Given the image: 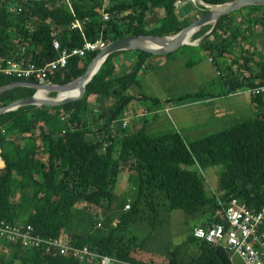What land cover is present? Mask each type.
<instances>
[{
  "label": "trees",
  "instance_id": "obj_1",
  "mask_svg": "<svg viewBox=\"0 0 264 264\" xmlns=\"http://www.w3.org/2000/svg\"><path fill=\"white\" fill-rule=\"evenodd\" d=\"M69 1L70 5L66 0L0 3V87L26 82L1 72L23 47L24 58L39 65L56 59L53 32L58 33L63 47L71 49L82 47L85 40L95 43L101 38L109 44L127 36L172 37L194 21L177 14L173 0ZM231 1L235 0H205L213 5ZM104 10L112 14L107 23ZM157 11L164 13L162 18H156ZM76 21L81 23L84 37L72 29ZM259 29L263 40V6L243 9L222 18L215 27L199 31L195 37L203 38L201 47L212 59L231 63L225 66L228 74L223 73L225 90L220 95L204 91L189 94L179 100L181 107L188 105L183 103L186 99L212 102L263 85L262 40H255ZM137 52L139 62L127 74L120 73L116 62L126 52L109 56L80 102L54 108L24 107L0 118V223L25 224L46 238L67 236L71 247L89 248L129 264H234L225 249L197 239L194 230L225 224V209L234 198L251 208H264V96L249 94L253 109L263 110L255 123L241 121L193 142L178 131L156 135L149 130L148 121L137 131L126 133L114 128V122L132 106L141 104V111L158 114L173 101L144 92L131 94L135 86L141 87L140 67L156 57ZM98 53L72 59L64 76L51 82L66 85L77 81ZM34 93L24 87L12 89L0 95V108ZM105 98H117V102L101 106L97 115L92 113V101ZM149 102L152 110L146 107ZM105 144L109 145L107 153ZM218 167L223 170L217 171V182L210 189L204 171L211 169V173ZM124 173L138 183V193L133 201L112 211L119 177ZM127 206L131 209L126 210ZM94 209L113 212L106 227L95 219L99 213L93 214ZM175 211L200 223L191 227L192 233L183 243L152 249L153 234ZM144 223L152 228V234L142 241L136 236L126 241L129 229ZM0 264L81 263L0 242Z\"/></svg>",
  "mask_w": 264,
  "mask_h": 264
},
{
  "label": "rangeland",
  "instance_id": "obj_2",
  "mask_svg": "<svg viewBox=\"0 0 264 264\" xmlns=\"http://www.w3.org/2000/svg\"><path fill=\"white\" fill-rule=\"evenodd\" d=\"M163 15L164 13L162 11H157L155 16L156 18H162ZM210 33L209 31L207 35ZM261 34L262 30L259 29L258 34L255 35V40L257 41L259 39L257 42L262 40V36H258ZM194 40H197L195 36ZM263 40L261 41L262 49H260V55L263 56L264 59ZM184 49L170 58L156 56L147 59L145 66H142V68L140 67L141 73L139 81H141V87L135 86L132 92H144L148 96L159 97L164 101L172 99L173 101L169 106L174 109H171L169 113L166 110V112L161 110L158 114L149 113V117L147 118L139 117L136 122H132L130 129L132 131H137L138 127H144L145 122L148 121L149 130L156 135L178 131L188 142H193L213 135L223 129L230 128L241 121L246 120L255 123L256 116L261 114L263 110L257 108L255 111V109H253V103L248 91H240L233 97H226L224 99L205 103H195L193 102L195 99L190 98L183 102L188 105L184 108H180L181 102L179 100L182 97L186 98L189 94H197L202 91L212 93L213 95L222 94L225 90L222 89L224 86L222 87L221 85V83L225 81L223 73L225 71L227 73L226 68L228 66V61L222 59H213L214 61H211L213 57L201 47V43L194 46L189 45L185 50ZM116 62L120 65L118 67L120 73L127 74L133 72L139 62V53L135 51L123 53L118 56ZM47 97L53 98L52 94H47ZM116 102L117 98L100 99L97 103L96 101H92V113L99 110L101 106L103 107L106 104L111 106ZM146 107L152 110V102L147 103ZM140 108L141 104L132 106L122 118L132 119L133 117H137L140 113H135ZM130 129L127 132H130ZM210 170L204 172L208 174L206 175L207 181L209 187H211L210 189H212L219 176L217 171L222 172L223 168L218 167V169L211 173ZM137 193L138 183L130 180V174H122L119 177V183L115 194L117 203L114 205L112 211L118 208L121 209L125 201H133ZM83 208L84 207L81 206V209ZM130 209L126 207V210ZM100 211L94 209L93 214L99 213L100 216L98 217L99 214H97V217L95 215V219H100L98 223L106 227L105 224H108L107 221L113 217V212L104 214ZM164 216L168 215L165 214ZM198 223L200 222L194 220L185 212L175 211L169 219V222L162 227L157 234L156 231L153 234V236H156V240L152 242L151 248L157 251L162 247L166 248L169 245H179L183 243L191 235V227ZM145 224L147 223L130 228L129 232L125 234L126 241H129L134 236L142 241L151 235L152 228ZM104 227L100 228L99 225L97 226V228L101 230L104 229ZM97 228L96 230H98ZM233 263L242 264L238 258L233 259Z\"/></svg>",
  "mask_w": 264,
  "mask_h": 264
},
{
  "label": "built area",
  "instance_id": "obj_3",
  "mask_svg": "<svg viewBox=\"0 0 264 264\" xmlns=\"http://www.w3.org/2000/svg\"><path fill=\"white\" fill-rule=\"evenodd\" d=\"M10 1L12 0H0V3ZM19 1L23 3H42L49 0ZM66 1L70 5V1ZM173 6L175 12L180 14L183 19L196 20L212 10L215 5L205 2V0H173ZM19 12H21V9H19ZM111 18L112 14L104 10V23L109 22ZM72 29L79 30L84 37L82 25L79 21L73 24ZM202 29H199V31ZM52 38L53 48L57 52L56 59L44 65H39L24 58L25 48L23 47L19 54L7 62L1 70L2 74L26 82L33 80L35 81L34 84L37 85L53 84L51 81L58 75L64 76L72 59H85L88 55L100 52L108 45L101 38L95 43L85 40L82 47L70 49L62 46L57 32L52 33ZM200 43L199 41L197 45ZM248 93L255 98L264 96V84L250 88ZM171 109L174 108H167L166 111L169 113ZM98 113L99 110L94 112L95 115ZM138 118H120L114 122V128L127 132L132 122H136ZM120 137L121 139L124 138V136ZM108 148L109 145L105 144V153H107ZM127 207L130 209V206ZM225 220V224L214 223L211 226L195 228V237L206 243L222 247L231 258H238L242 264H264V208L261 210L254 209L234 198L225 209ZM0 242L12 244L24 251L45 252L50 257H70L81 264H129L112 257L102 256L89 248L71 247L67 236L60 239L42 237L37 235L32 227L21 223L14 224L6 221L0 223Z\"/></svg>",
  "mask_w": 264,
  "mask_h": 264
},
{
  "label": "water",
  "instance_id": "obj_4",
  "mask_svg": "<svg viewBox=\"0 0 264 264\" xmlns=\"http://www.w3.org/2000/svg\"><path fill=\"white\" fill-rule=\"evenodd\" d=\"M254 6L264 7V0H235L222 5H215L212 10L194 20L187 28H185L176 36H127L115 40L109 43L105 49L98 53L81 78L66 85H37L30 82H14L0 87V95L18 87L35 90L33 95L15 100L7 106L0 108V118L7 113L15 112L18 109L24 107L34 106L37 108H54L80 102L86 97L87 87L99 73L101 67L107 61L108 57L112 54L118 52L141 51L159 57L175 55L189 45L194 46L189 42V40L194 39V36L196 35L197 31H199V29L208 26L215 27L222 18ZM202 40L203 38L198 39L197 41L201 42ZM151 44H154V46H151ZM79 87L81 89V94L78 97L60 98V90L72 91ZM42 89L48 90L47 94H55V97H46V99L39 98L38 94Z\"/></svg>",
  "mask_w": 264,
  "mask_h": 264
},
{
  "label": "bare ground",
  "instance_id": "obj_5",
  "mask_svg": "<svg viewBox=\"0 0 264 264\" xmlns=\"http://www.w3.org/2000/svg\"><path fill=\"white\" fill-rule=\"evenodd\" d=\"M189 42L191 44H193V45H197L199 43V41H195L194 39H190ZM151 46H154V44H151ZM47 93H48V90L42 89V90L39 91L38 96L41 99H46ZM80 94H81L80 87L79 88H76V89H74L72 91L71 90L70 91H68V90L67 91L66 90H60V92H59L60 98H65V97H69V98L70 97H78Z\"/></svg>",
  "mask_w": 264,
  "mask_h": 264
},
{
  "label": "crops",
  "instance_id": "obj_6",
  "mask_svg": "<svg viewBox=\"0 0 264 264\" xmlns=\"http://www.w3.org/2000/svg\"><path fill=\"white\" fill-rule=\"evenodd\" d=\"M230 64H231V63L228 62V66H229ZM131 93H132V95H134V93H135V94H140V93H138L137 91H134V92H131ZM234 95H237V93L234 94ZM234 95H233V96H234ZM233 96H232V97H233ZM96 103H97V102H96ZM107 106H108V105H107ZM107 106H106V107H107ZM141 106H142V105H141ZM142 107H144V106H142ZM180 108H184V107H180ZM144 110H145V109H144ZM143 112H145V111H143ZM143 112H142L141 110H138L135 114H139V113H140V114H139L137 117H133V118H138V117H141V118H147V117H149V116H148V114H149L148 112H147V113H146V112L143 113ZM165 112H166V111H165ZM151 114H153V113H151ZM134 116H136V115H134ZM130 130H131V129H130ZM131 131H132V130H131ZM233 259H235V258H232V261H233ZM240 262H241V261H240ZM241 263H242V262H241Z\"/></svg>",
  "mask_w": 264,
  "mask_h": 264
}]
</instances>
